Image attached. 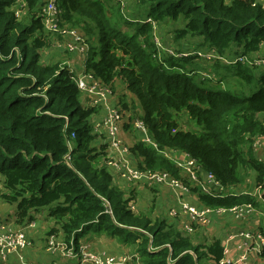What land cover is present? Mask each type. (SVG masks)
<instances>
[{
	"label": "trees",
	"instance_id": "trees-1",
	"mask_svg": "<svg viewBox=\"0 0 264 264\" xmlns=\"http://www.w3.org/2000/svg\"><path fill=\"white\" fill-rule=\"evenodd\" d=\"M133 1L146 18L123 19V30L102 0H55L58 25L75 29L87 45L84 72L109 88L120 76L143 101L140 117L157 148L138 138L129 146L133 164L179 179L190 188L183 197L193 195L200 207L264 208V161L253 148L255 138L264 137V65L238 61L225 67L242 87L252 85L248 95L215 89L213 79L187 66L190 55L170 54L166 41L162 54L151 35L154 23L168 25L177 43L199 37L219 56L251 60L264 46V0ZM43 4L0 0V199L15 205L16 223L43 208L56 225L48 234L59 230L68 246L77 248L88 231L104 232L134 245L142 264H226L221 239L195 244L165 219L130 208L133 192L114 185L107 138L90 121L97 107L82 104L67 65L42 62L51 34L62 40L45 29ZM205 84L211 90L202 89ZM186 118L192 126L179 122ZM163 150L192 159L197 180H189ZM245 167L255 173L251 185L261 188L259 196L229 191L242 183Z\"/></svg>",
	"mask_w": 264,
	"mask_h": 264
},
{
	"label": "crops",
	"instance_id": "crops-1",
	"mask_svg": "<svg viewBox=\"0 0 264 264\" xmlns=\"http://www.w3.org/2000/svg\"><path fill=\"white\" fill-rule=\"evenodd\" d=\"M61 47H58L57 44H55L52 47V51L48 53L46 56L51 62H58V61H64V64L69 65L76 73H80L84 70V54L80 52H69L65 51L63 46V41H58ZM52 45V44H51ZM182 48L186 50L188 48L187 45H182ZM62 51V54H60V51ZM64 51V52H63ZM263 55L264 54V46L256 53V55ZM264 68V66H263ZM118 83L123 85V88H119ZM129 92L138 98L133 92L130 91V89L127 87V84L123 81V79L119 76L117 77L112 86L110 87V93L108 95V99L105 103L96 105L97 111L95 114L92 115L90 118L91 124L94 128V131L98 136H104L107 138V131L108 128L103 125V120L108 117L111 110L116 109L120 111V108H118L117 104L119 102H122L123 104H127L128 96L125 97L126 100L123 99L121 96L120 99H117L115 96L117 94L118 89H124L125 93ZM81 102L83 105H90L88 98L81 95L80 96ZM139 99V98H138ZM140 103L141 100L139 99ZM128 109L125 108L122 114V122H120L119 131H118V137L121 141V143L128 147L131 146L138 138H141V133L134 129L131 123L128 122V118H126V111ZM144 109L141 113L132 114L129 116V119L133 118L136 115H143ZM128 115V114H127ZM129 123L131 127L136 131L132 132L133 137L128 138L127 135L124 133V129H122V126H126ZM127 143L125 144L124 141ZM99 140V139H98ZM108 142V139H107ZM121 144V145H122ZM108 169L112 173L113 183L117 187L124 190L126 195L133 196V204L136 203L137 210L135 212H144V214H147L152 219L159 218L160 215L167 216L170 209H179L180 205L177 201L176 196L174 195V192L167 186L162 184H146L142 182H129L124 180L120 176V171L113 166L114 163H118V165L123 169L121 157L129 158L128 152H124L122 156L118 154V152L115 149H111V147L108 144ZM175 154L176 152H172ZM182 158H184V154H180ZM112 157V158H111ZM111 158V159H110ZM110 160H113V163L111 164L109 162ZM178 161L177 159H175ZM1 183V182H0ZM136 187V190H132L130 187ZM139 186V187H138ZM155 186V187H154ZM139 189V197L136 193ZM156 189V191H155ZM170 190V191H169ZM158 191L161 192V198L160 203H163V210L160 212H156V208H154L153 216L150 215V211H147V205L148 203H152L156 200H158ZM1 192V191H0ZM133 192V195H132ZM170 192V194H169ZM173 196H172V194ZM172 196L173 198H171ZM138 198V200H137ZM137 200V202L135 201ZM158 200V201H159ZM187 201L192 204H197L194 201V196H188ZM15 205L10 204L2 199H0V219L2 221H6L8 223V226L13 228H21L26 225V229L28 228L27 224L34 222V218H40L42 221H40V228L38 230L32 229L27 230V234L30 240V245L25 248L22 251L23 256L28 259L34 261L36 264H77L74 259L68 258L64 256L58 246L55 245L54 252L47 249V240L49 238L48 231L51 227L56 226L54 224V221H51V224L48 225V221L45 220L47 216L46 209H38L32 211V220L26 221L24 224H17L16 220L14 218V221H8L6 219H3L2 217L7 214L10 210H14ZM6 209V210H5ZM181 214V213H180ZM179 214V215H180ZM15 217H16V208H15ZM155 217V218H153ZM171 217V216H170ZM174 219L169 221L168 218H163L167 221L169 224L175 225L178 229H182L181 223L183 221H188L190 218L187 215H182L179 217H173ZM209 223L204 225L206 226V229L204 232H201V234L198 235V239H195V232L197 233L199 229H197L195 232L188 233L191 234V238L193 240V243L195 244H203L208 242L214 237H217L222 240V244H225L227 240V257L230 259H236L242 254H246V259L241 262L240 264H264V258L261 257L260 252L262 249V246L260 245V242L258 238L256 237V234L259 232H262L261 228H264V208L260 206L259 208H256V211L251 212L249 215H247L243 219H235L231 215H219V214H213L208 217ZM199 226H197L198 228ZM241 232L245 233H251V238H246L244 236L237 235L235 237H232V234H239ZM194 233V234H192ZM202 235H207V239H202ZM55 238L58 241L63 240V235L58 230L57 233H55ZM80 241L86 243L89 245V247L95 251L98 252L101 255L106 256H120V255H130L132 258L130 261H128L127 264H138L139 256L136 252V248L134 245L125 244L117 237H112L109 235H106L104 232H94V231H88L82 238H80ZM128 250V252L126 251ZM17 263V256L11 255L7 261L4 263L0 258V264H16Z\"/></svg>",
	"mask_w": 264,
	"mask_h": 264
},
{
	"label": "built area",
	"instance_id": "built-area-1",
	"mask_svg": "<svg viewBox=\"0 0 264 264\" xmlns=\"http://www.w3.org/2000/svg\"><path fill=\"white\" fill-rule=\"evenodd\" d=\"M123 1V0H121ZM59 12L57 10L55 0H44V4L42 5V21L45 27L52 32L57 33L62 37V41L64 47L71 52H80L84 54V61L87 58V45L85 44L84 38L78 35L77 31L72 28L61 27L58 25V16ZM146 21H151L147 19ZM155 44L158 49L163 48L162 44L159 42V39L155 36ZM170 54H174V52L170 49L167 50ZM208 59H222L227 64H233L238 61L241 63H246L250 65H264V54L263 55H252L251 60L237 56L235 58L229 59L222 56H219L214 50H211L210 53L206 56ZM70 70L74 73V78L76 84L81 92V95L88 98L91 106H96L102 103H105L108 99V95L110 93V88L101 85L96 79H94L90 74L81 71L80 73H76L73 68L69 66ZM120 122H122V114L120 111L113 109L110 111L108 117L103 120V125L108 128L107 131V139L108 144L111 149H115L120 156L124 152H128L129 148L125 147L119 137L118 131ZM134 129L139 130L141 132V139L150 145H153L157 148L156 143L148 136L147 134V126L143 122L140 116H136L130 120V122ZM73 136V135H72ZM122 144V145H121ZM167 152H172L171 150H163L162 153L167 156ZM126 157H121V162L123 169L118 165V163H114L113 166L116 167L120 171V176L129 182H142L149 185L152 184H162L167 185L173 192L177 198V201L180 205L179 209H170L168 215L171 217H179L182 215H187L190 219L188 221H183L182 231L186 234L194 232L197 229V226H204L209 223V216L213 214L219 215H231L235 219H243L251 212L256 211V208L251 203H245L240 205H235L232 207H220L216 209H211L208 207H200L198 205L192 204L187 201L188 195L183 197V193L186 194L189 192V187L186 184H183L179 179L171 178L168 173L165 171L158 170H149V169H138L133 164L130 155ZM112 158V157H111ZM110 158V159H111ZM109 162L112 164L113 160ZM186 160L177 161V164L185 171V173L189 176V180L196 181V175L194 172L195 163L192 159L186 158ZM206 181L208 184H212L215 182V179L211 173H208L206 176ZM206 190L209 187L206 185ZM260 193L258 194V196ZM130 208L135 211V206L133 202L130 203ZM108 212L111 213L110 208L107 209ZM181 213V214H180ZM180 214V215H179ZM28 227H33L34 222H30L27 224ZM26 225L21 228H13L8 226V223L4 220L0 219V258L5 263L7 259L11 255L17 256L16 264H36L32 260L26 259L22 251L30 245V240L27 234ZM237 235L244 236L246 238H251V233L241 232L239 234H232V237ZM260 245L262 246L264 243V234L263 232H259L256 234ZM55 245L58 246L62 252V254L68 258L74 259L77 264H127L128 261L132 258V256L120 255V256H106L101 255L98 252L93 251L88 244L80 241L77 248H75L72 244L69 246L62 240H56L54 235H50L47 240V249L54 252ZM228 249H227V240L225 244H223V254L224 257L221 260L222 263L226 264H240L246 259V254L240 255L236 259H230L227 257ZM138 264H142L138 261Z\"/></svg>",
	"mask_w": 264,
	"mask_h": 264
},
{
	"label": "rangeland",
	"instance_id": "rangeland-1",
	"mask_svg": "<svg viewBox=\"0 0 264 264\" xmlns=\"http://www.w3.org/2000/svg\"><path fill=\"white\" fill-rule=\"evenodd\" d=\"M105 7H106V11L108 13V15L110 16V18L112 19L113 22H118L116 23L118 26H120L123 30H126V27L124 25V23L122 22L123 19H131V20H141L145 17V13L143 12V10L140 12V10L136 13V8H138L137 6L135 7L134 1L130 0L129 5H126L127 0L125 1H121V0H102ZM46 30L47 27H45ZM49 31V30H48ZM156 34V35H155ZM153 36V41L155 42V36L159 39V42L162 44L163 48H160V52L162 54H166L165 48H164V41H166L167 44H170V48L173 50L174 53L178 52V55H190L193 58V64H187L188 67H193L195 69V73L196 75H201L202 77H210L211 79H213L212 82H210L211 85H213L215 87V89H229L232 90L231 92L236 93V94H240L239 90H244V94L248 95L250 93V89L252 87L251 86H247V87H242V85L244 86V83H242V81L234 75L233 70H227L225 67L229 64H227L225 61H223L222 59H208L206 56L210 53L211 48L208 47L207 45L202 43V39L199 37H187L184 39H181L179 41V43H177L176 41L172 40V29H170V26L168 25H163L162 27L158 25V23H154L152 26V34ZM51 38V44L50 46H47L43 51H42V62L45 63H51V61L49 60H45L48 59L47 58V54L50 53L52 50V47L57 44L58 47H61V45L59 44V38L56 35H52ZM152 39V37H150ZM182 45H187L188 48L186 50H184L182 48ZM64 46V44H63ZM59 50V49H58ZM60 51V54H62V51ZM64 52V51H63ZM71 52V51H70ZM161 55V54H160ZM45 58V59H44ZM65 58H63L64 61ZM232 59V58H231ZM62 61V64H64ZM56 62V61H55ZM61 62V61H58ZM216 62H219L220 64H215ZM54 63V62H53ZM67 65V64H65ZM69 67V65H67ZM215 72H218V74H216ZM221 81H219V79ZM118 86H120L119 88H123V85L118 83ZM202 89L204 90H211L209 89V87H207V85H201ZM127 89V88H126ZM214 89V90H215ZM128 90V89H127ZM123 97L124 100L126 96H128V100H127V104H123L122 102H119L117 104L118 108H120V111L123 112L125 108H127L128 110L126 111V118H128V122H130L129 116H131L132 114H136V113H141L143 111V101H139L138 98H136L135 96H133L129 90L128 93H125L124 89H118L117 94H116V98L120 99V97ZM128 114V115H127ZM136 116H141V115H136ZM134 116V117H136ZM133 117V118H134ZM182 126L184 127H190L192 126V122L189 121V119H184V120H180L179 121ZM185 122V123H184ZM126 126H122V129H124V133L127 135V137L130 139L133 137V133L132 132H136L129 123H126ZM124 141V139H122ZM125 144H127L124 141ZM253 148H254V153L256 154L257 157H259V159L264 161V137H257L254 140V144H253ZM167 157L169 158H173V159H177L178 161H183L186 160L185 157L182 158L180 154L175 153L173 154L172 152H167ZM243 173V181L241 184L239 185H235L234 187L230 188L229 191L230 192H234V193H247V194H251L253 196H257L260 192H261V188L255 187L253 185H251V182L254 180L255 178V173L251 172L250 170L247 169V167L243 168L242 171ZM139 187V186H138ZM155 187V186H154ZM2 188V184L0 183V191ZM132 188V190H136V187H130ZM264 189V188H263ZM156 191V189H155ZM170 191V190H169ZM138 197H139V189L138 191H136ZM170 194V192H169ZM172 194V193H171ZM158 200L161 198V192L158 191ZM173 196V194H172ZM172 196H170L171 198H173ZM138 200V198H137ZM137 200H135L137 202ZM154 201L153 204L152 203H148L147 205V211L148 210H152L150 211V215L153 216V212H154V208H156V212L158 213L159 211L161 212L163 210V203H160V200L158 201ZM134 206H135V211L137 210V206L136 203L134 202ZM6 210V209H5ZM160 218H168L169 221L171 222L172 219H174L173 217H170L169 215L164 216V215H160ZM3 219H6L8 221H14L15 218V208L14 210H10L7 214H5L3 217ZM155 218V217H153ZM48 221V225L51 224V219L49 217H46V219ZM40 221H42L40 218H34V226L33 227H28V230H38L40 228ZM198 230V232L196 233L195 231ZM197 229H195V239H198V235L201 234V232H204L206 229V226H199ZM183 232V231H182ZM194 234V233H192ZM107 235V234H106ZM191 235V234H190ZM204 240L207 239V235H202ZM126 251L128 252V250L126 249Z\"/></svg>",
	"mask_w": 264,
	"mask_h": 264
}]
</instances>
